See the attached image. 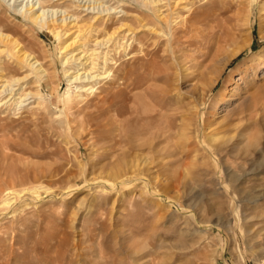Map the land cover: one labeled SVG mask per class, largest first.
<instances>
[{
  "label": "rangeland",
  "instance_id": "rangeland-1",
  "mask_svg": "<svg viewBox=\"0 0 264 264\" xmlns=\"http://www.w3.org/2000/svg\"><path fill=\"white\" fill-rule=\"evenodd\" d=\"M37 1L0 0V32L50 77L0 54L33 94L0 93V264H264V0H165L206 20L172 45L144 0H42L73 16L60 39L18 13ZM92 50L114 64L69 82L83 66L64 57Z\"/></svg>",
  "mask_w": 264,
  "mask_h": 264
},
{
  "label": "bare ground",
  "instance_id": "bare-ground-1",
  "mask_svg": "<svg viewBox=\"0 0 264 264\" xmlns=\"http://www.w3.org/2000/svg\"><path fill=\"white\" fill-rule=\"evenodd\" d=\"M58 1V0H57ZM74 1H77V2H79V0H74ZM140 1V0H139ZM172 1V0H171ZM177 1V4L175 5V6H172V5H170L171 6V10H172V12H175V8H177L178 6H179V4H182V3H187V1L188 0H176ZM50 2H52V1H50ZM49 2V3H50ZM144 2V5L147 7V8H149V9H151L154 13H155V15H156V17L155 18H157V20H158V22H160V24H162V25H164V24H169L168 26L170 27V30H171V34L168 36L169 37V40H168V42L169 43H171V45L172 44H174V43H176V42H178L179 43V41L180 40H182L184 37H186L189 33V31H192V29H194L196 32H198L199 31V29H198V26L199 25H201L202 23H205L206 22V20H205V22H201V21H199V15H200V13L198 12V11H196V10H194L193 8H190L189 10H188V15L187 16H185V17H183L182 18V16H178V17H174V16H172L171 14H168V15H164V13H163V8L165 7V8H167L166 6L168 5L167 4V2L165 3V0H144L143 1ZM169 2V1H168ZM47 2H43L42 0H38L37 1V3H35V4H29L28 5V3H27V6H26V9L25 10H23L24 8H22L21 10H18V13L19 14H21L26 20H28L29 22H31V23H33L35 26H37L38 28H46V29H48V30H50L54 35H55V37L56 38H58V39H60L61 38V33L62 32H60L59 30L60 29H63V27L64 26H66L67 25V20L68 19H71L73 16H69V14H65V12L63 13V12H60V11H58V9L57 10H54L53 9V11H50L51 13V15H52V20H50V18L48 19V20H46V18H45V15H46V13H48V16L50 15L49 14V10H47V7L45 6V4H46ZM56 3V2H55ZM93 3V2H92ZM141 3V2H140ZM171 3V2H170ZM86 4V3H85ZM90 4V3H89ZM191 4H193V3H191ZM36 5H38V7H36ZM94 5V4H93ZM168 5V6H169ZM52 6V5H51ZM50 6V7H51ZM55 6H57V5H55ZM101 6V5H100ZM49 7V6H48ZM89 7V6H88ZM187 7V6H186ZM192 7H193V5H192ZM90 8H92L91 6H90ZM148 9V10H149ZM111 10V9H110ZM107 11V10H106ZM151 11V12H152ZM152 12V13H153ZM62 13L64 14V16L62 17ZM114 13V12H113ZM59 14H61V16L60 17H62V19H61V21H59V18H58V16H59ZM111 14V13H110ZM66 15V16H65ZM102 15V14H101ZM153 15V14H152ZM48 16H46V17H48ZM98 20V19H97ZM116 20V19H115ZM75 21V23L70 27V29H76V31H74V34H78L77 35V37L76 38H78V37H81L83 40H84V42H83V44H81V43H79V41H76V38H75V41L71 44V45H73V44H78L79 43V45H78V48L76 49V50H78V51H81L82 49H84L85 47H86V39L87 38H85L86 36H84L83 34H82V28L81 27H79V25H78V23H76L77 22V20H73V22ZM154 21V20H153ZM60 22V24H57V23H59ZM144 22H145V20H143V19H140V23H141V28L143 29V30H145V31H147V32H149V33H151V34H156L155 36L157 37V38H168L166 35L164 36V35H162V30L160 31H153L152 30V28H150V26H149V23H146V24H144ZM148 22V21H147ZM69 23H72V22H69ZM94 24L96 23V21L94 20V22H93ZM94 24H93V28L94 27H97V28H105V29H107V30H109L110 28H113V27H115V26H111V25H109V24H106V22H104V23H102V22H100V21H98L96 24H95V26H94ZM159 24V23H158ZM157 24V22H156V25H158ZM206 24V23H205ZM116 25V24H115ZM53 26H56V27H54V28H52ZM69 25H67V27H68ZM92 26V25H91ZM87 27V26H86ZM90 27V26H89ZM88 27V28H89ZM90 28H92V27H90ZM92 28V29H93ZM122 28V27H121ZM163 28V27H162ZM223 28V27H222ZM84 29V28H83ZM155 29V28H154ZM104 30V29H103ZM121 30V29H120ZM158 30V29H157ZM70 31V30H69ZM88 31V30H87ZM87 31H86V33H87ZM105 31V30H104ZM134 31V30H133ZM224 31H225V39H224V43L225 44H229L231 41H233L234 39H235V35L234 34H229L228 32H227V28H224ZM200 32H201V30H200ZM84 33H85V31H84ZM103 33V32H102ZM150 34V35H151ZM66 35V34H65ZM101 35V34H100ZM106 35V34H105ZM119 35V34H118ZM113 36H114V34H111V36H109L108 38H107V40H105V41H99V42H97V44H98V47L100 48V49H110V48H113L112 46H114L115 44H114V39H113ZM88 37V36H87ZM102 37V36H101ZM98 38V37H97ZM81 39V40H82ZM106 39V38H105ZM82 40V41H83ZM101 40V39H100ZM136 40H138V39H136ZM145 42V41H144ZM148 43V42H147ZM168 43V44H169ZM177 44V43H176ZM70 45H68V46H64V47H62V50H64V49H66V48H68ZM79 48H81V49H79ZM117 48V47H116ZM171 48V47H170ZM97 49V48H96ZM176 49V48H175ZM222 49V48H221ZM220 49V50H221ZM62 50H61V52H62ZM115 50V49H114ZM139 50V49H138ZM173 49H171V51H172ZM97 51L98 50H92V52H91V54L90 53H88V52H84V51H82L79 55H81L80 57H74L72 54H70V56H68V54L66 55V57H64L65 58V61L63 62V65H69V64H72V62L74 63V64H80V65H82L83 66V68L82 69H77L78 71H76L77 73H76V75H70V80H69V82H73V81H82L83 79H87L88 80V82L87 83H89L90 82V79H95L94 81H97V79H98V75L97 76H95L94 74H92V76H90L89 74H91V73H87V71L85 72V73H80V72H82V71H85L84 69H89V70H94V69H96V67L98 66H101V65H99L100 64V61L102 62V60H103V62H102V64H103V66L105 65V66H107V65H110L111 63H113L114 64V62H113V59H110L111 57H109L110 56V54L111 53H109L110 51H107V52H105V53H102V54H99V53H97ZM123 51V50H122ZM142 51H143V49H142ZM90 52V51H89ZM115 52V51H114ZM152 52V51H151ZM174 52H175V50H174ZM1 53H6L11 59L13 58L14 60H16V66L15 67H17V66H19V67H27L31 72H32V74L33 75H35L36 76V79H38L39 81H40V83H44V84H46V85H49L50 84V77H49V74L47 73V71L45 70V68L42 66V64L40 63V61L37 59V57L35 56V55H33L31 52H29L28 50H27V48L25 47V45L21 42V40L20 39H18L16 36H13V35H10V34H5V33H2V32H0V54ZM137 53V52H136ZM141 53V52H140ZM104 54V55H103ZM142 54H143V52H142ZM141 54V55H142ZM6 55V56H7ZM69 58H68V57ZM145 56H146V54H145ZM148 56V55H147ZM136 58V57H135ZM83 61V62H82ZM147 61V60H146ZM4 62L5 61H3V60H1L0 59V71L2 72H0V83L2 82V88H3V90H1V92L0 93H2L3 94V92H9L8 94H10V95H12L11 97H10V99L8 100H6V103H8V102H10L11 100H12V102L10 103L11 105H13L12 103L14 102L15 103V105H16V103H21L22 101H24L25 99H27L28 98V96H30V95H32L33 96V94H32V91L31 90H28L26 87H23V85L22 84H19L20 82H22V80L24 79V78H27L28 77V79H29V75H27V76H24V77H22V78H18V77H15V78H13L11 81L9 80H7L6 81V79H5V76L3 75V74H5V73H3V70L6 68V66L4 65ZM5 64H7V63H5ZM13 65V64H12ZM9 66V65H8ZM104 66V67H105ZM9 69V68H8ZM14 69V68H13ZM100 69V68H99ZM6 70V69H5ZM18 70V69H17ZM96 71V70H95ZM89 72V71H88ZM66 73H67V75H68V73H69V71H66ZM93 73H95V72H93ZM73 74V73H72ZM75 74V73H74ZM101 74V73H100ZM94 75V76H93ZM103 75H105V74H103ZM102 75V76H103ZM69 76V75H68ZM106 78V77H105ZM27 79V80H28ZM104 79V78H103ZM84 80V81H85ZM24 81V80H23ZM141 81L142 80H140V75L139 76H137L135 79H134V81H133V86H135V87H139L140 86V84H141ZM93 82V81H92ZM91 82V83H92ZM81 84H83V83H86V82H80ZM13 85H19V88H17L16 89V91L13 89V87H11V86H13ZM79 90L81 91V92H87V91H90V88L89 89H87V87H85V86H82V87H79ZM15 91V92H14ZM28 100V99H27ZM17 106V105H16ZM110 186V188H112L111 187V185H105V187H109ZM113 190V189H112ZM15 194H17L16 192H14V191H9L8 193H7V198L4 200V201H2V204L3 205H8L11 201H10V196H12V195H15ZM16 196V195H15ZM14 197V196H13ZM16 198V197H15ZM264 252V251H263Z\"/></svg>",
  "mask_w": 264,
  "mask_h": 264
}]
</instances>
